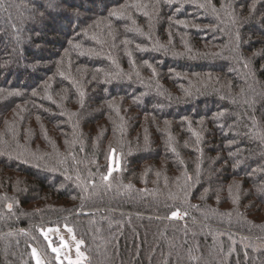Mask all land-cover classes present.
I'll return each instance as SVG.
<instances>
[{"label":"trees","instance_id":"obj_1","mask_svg":"<svg viewBox=\"0 0 264 264\" xmlns=\"http://www.w3.org/2000/svg\"><path fill=\"white\" fill-rule=\"evenodd\" d=\"M67 228L80 264H264V0H0V264Z\"/></svg>","mask_w":264,"mask_h":264},{"label":"snow or ice","instance_id":"obj_2","mask_svg":"<svg viewBox=\"0 0 264 264\" xmlns=\"http://www.w3.org/2000/svg\"><path fill=\"white\" fill-rule=\"evenodd\" d=\"M215 11V9H213ZM116 13H113V15H115ZM220 115H223V113H220ZM112 169H109V173L108 175L103 176L102 178L104 180H107L109 178V176L111 175ZM9 208H11V205H9ZM180 215L179 211H173L171 213L172 217H178ZM53 231L52 229H49L48 232ZM58 231V230H56ZM67 231L69 233H72V228H67ZM48 232H42V234L44 235L45 239H48ZM73 240L75 241V236L73 235ZM83 243L82 240L76 241V256L77 259L76 260H72L71 258H68V264H80V258L83 257V253L80 251V245ZM49 247L52 248V252L56 253V257L55 259L59 260L60 259V253H61V249L62 248H68L69 245L64 241L63 237L60 238V246L59 247H52V242L49 241ZM32 256L35 258L36 264H43V262L40 259V256L37 253V250L35 248L32 249Z\"/></svg>","mask_w":264,"mask_h":264},{"label":"rangeland","instance_id":"obj_3","mask_svg":"<svg viewBox=\"0 0 264 264\" xmlns=\"http://www.w3.org/2000/svg\"><path fill=\"white\" fill-rule=\"evenodd\" d=\"M52 230L53 231L48 232L49 240H51L53 238H56L59 241V245L57 246V247H59L60 246V238L63 237L64 241L69 245L68 248H62L61 249L60 259L58 260L59 263H61L63 261V262H66L68 264V258H71L72 260H76L77 259V256H76V241H79V240L75 238V241H74L73 238H72L73 234L69 233L66 229L65 230L52 229ZM56 230H58V231H56ZM81 245H80V251L82 252ZM54 254L56 255V253H54ZM38 255L40 256V259H41V261L44 264L45 263L44 258L39 253H38ZM84 259H85V254L83 253V257L80 258V263L82 261H84Z\"/></svg>","mask_w":264,"mask_h":264}]
</instances>
